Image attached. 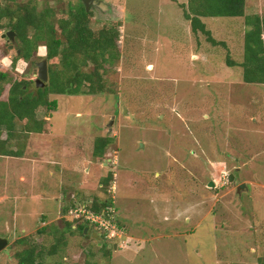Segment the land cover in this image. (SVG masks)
Wrapping results in <instances>:
<instances>
[{"label": "rangeland", "instance_id": "1", "mask_svg": "<svg viewBox=\"0 0 264 264\" xmlns=\"http://www.w3.org/2000/svg\"><path fill=\"white\" fill-rule=\"evenodd\" d=\"M29 1L54 19L84 4L94 32L118 23L120 57L105 65L108 92L51 96L50 134H23L12 144L20 157L0 156V238L8 240L0 264H18L29 244L42 247V264H264V84H245L242 68L226 63L243 61L244 19L203 20L223 47L191 33L180 8L187 0L0 3ZM246 2L247 16L264 17V0ZM8 31H0V65L35 82L36 67L12 69L18 44L1 38ZM97 139L108 141L100 160ZM105 196L127 244L98 251L90 227L48 256L53 235L37 231L62 227L69 203Z\"/></svg>", "mask_w": 264, "mask_h": 264}, {"label": "trees", "instance_id": "2", "mask_svg": "<svg viewBox=\"0 0 264 264\" xmlns=\"http://www.w3.org/2000/svg\"><path fill=\"white\" fill-rule=\"evenodd\" d=\"M180 8L184 19L190 23L191 33L196 37L200 34L206 36V41L212 46L225 47V43L212 38L203 23L204 19L243 18L246 30L249 27L243 36V61L237 64L227 57L226 63L229 67L242 68L245 84H264V17L247 16L246 0H187ZM52 11L37 13L33 1L16 4L14 9L3 8L0 3V31L9 28L15 33L18 44L12 69L17 71L21 61L35 68L37 61L46 60L48 66L47 83L30 92V83L35 82L14 78L0 65V156L20 157L21 151H14L12 144L23 134H50L52 125L45 117L48 118L58 107L51 96L96 95L109 91L103 75L108 72L105 65H112L120 57L119 24L94 32L90 27L91 13L84 4L75 8L68 6L59 19H54ZM30 30L33 31L31 36ZM41 48L43 56L39 51ZM89 66L92 68L86 70ZM29 70L28 67L23 74L26 75ZM107 146L106 139H97L94 156L98 160L104 157ZM113 178L109 175L100 184V189L106 190V194L108 188L113 187ZM109 200L105 196L86 198L83 202L90 203L89 208L99 213L109 205ZM72 208H75L74 202L62 210V227L53 225L37 231L38 235L48 232L53 235L54 244L47 251L48 256L55 255L66 245L67 234L86 237L89 233V224L66 217ZM98 234L102 243L97 249L108 255L113 249L108 248L104 235ZM16 256L18 264H42L40 260L44 258L42 247L30 244Z\"/></svg>", "mask_w": 264, "mask_h": 264}, {"label": "built area", "instance_id": "3", "mask_svg": "<svg viewBox=\"0 0 264 264\" xmlns=\"http://www.w3.org/2000/svg\"><path fill=\"white\" fill-rule=\"evenodd\" d=\"M90 205V203L83 201L78 204L75 203V208L70 209L66 217L81 220L95 228L98 233L104 235L109 247L126 245V227L119 224L113 201L109 200V205L99 213L93 212L89 208Z\"/></svg>", "mask_w": 264, "mask_h": 264}, {"label": "water", "instance_id": "4", "mask_svg": "<svg viewBox=\"0 0 264 264\" xmlns=\"http://www.w3.org/2000/svg\"><path fill=\"white\" fill-rule=\"evenodd\" d=\"M98 8L100 10H102L103 12H105V10L108 8L106 5H104L103 3L98 4ZM15 37V33L14 32H8L5 34L1 35L2 39L7 38L9 40V42L13 41ZM10 49H13V46H10ZM17 54H19V52H17ZM36 86L37 88H42L48 81V66H47V61L46 60H42L41 62L36 63ZM109 126H112V122L109 124ZM233 181V176L230 175L229 177V182ZM210 187H215L214 183L212 182L210 184ZM8 245V240L5 238H0V252L2 250H4ZM114 249L116 250L117 247L114 246Z\"/></svg>", "mask_w": 264, "mask_h": 264}, {"label": "flooded vegetation", "instance_id": "5", "mask_svg": "<svg viewBox=\"0 0 264 264\" xmlns=\"http://www.w3.org/2000/svg\"><path fill=\"white\" fill-rule=\"evenodd\" d=\"M91 3V2H90ZM94 6V5H93ZM9 32V31H8ZM8 32H6V33H8ZM7 39V38H6ZM8 40V39H7ZM11 42H13V41H11Z\"/></svg>", "mask_w": 264, "mask_h": 264}, {"label": "clouds", "instance_id": "6", "mask_svg": "<svg viewBox=\"0 0 264 264\" xmlns=\"http://www.w3.org/2000/svg\"><path fill=\"white\" fill-rule=\"evenodd\" d=\"M115 246V245H114ZM114 246H112L114 248ZM117 247V246H116Z\"/></svg>", "mask_w": 264, "mask_h": 264}, {"label": "crops", "instance_id": "7", "mask_svg": "<svg viewBox=\"0 0 264 264\" xmlns=\"http://www.w3.org/2000/svg\"><path fill=\"white\" fill-rule=\"evenodd\" d=\"M246 4H247V2H246Z\"/></svg>", "mask_w": 264, "mask_h": 264}]
</instances>
